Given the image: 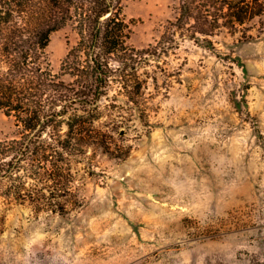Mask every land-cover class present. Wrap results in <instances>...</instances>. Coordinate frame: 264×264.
Listing matches in <instances>:
<instances>
[{
  "label": "rangeland",
  "instance_id": "1",
  "mask_svg": "<svg viewBox=\"0 0 264 264\" xmlns=\"http://www.w3.org/2000/svg\"><path fill=\"white\" fill-rule=\"evenodd\" d=\"M124 5L136 49L175 17L173 0ZM248 33L149 57L142 119L114 88L99 124L128 155L75 163L83 204L64 215L0 196V264H264V15ZM77 39L69 26L51 34L55 72ZM16 134L0 111V142Z\"/></svg>",
  "mask_w": 264,
  "mask_h": 264
},
{
  "label": "trees",
  "instance_id": "2",
  "mask_svg": "<svg viewBox=\"0 0 264 264\" xmlns=\"http://www.w3.org/2000/svg\"><path fill=\"white\" fill-rule=\"evenodd\" d=\"M125 1L0 0V111L17 130L0 142L1 197L25 202L37 215L81 207L73 165L90 150L117 158L129 152L114 141L112 125L99 124L112 111L103 103L109 93L116 88L142 119L147 81L139 69L149 57L184 39L214 49L223 30L251 38L264 15V0H173L175 17L157 44L136 49ZM68 26L78 39L55 72L46 48L51 34Z\"/></svg>",
  "mask_w": 264,
  "mask_h": 264
}]
</instances>
